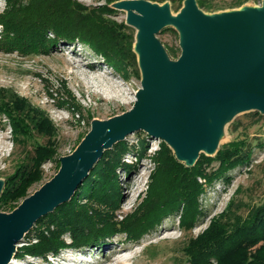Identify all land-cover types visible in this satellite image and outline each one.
<instances>
[{
    "label": "rangeland",
    "instance_id": "obj_1",
    "mask_svg": "<svg viewBox=\"0 0 264 264\" xmlns=\"http://www.w3.org/2000/svg\"><path fill=\"white\" fill-rule=\"evenodd\" d=\"M5 1L0 0V13L7 7ZM75 1L81 7H76L78 12L96 14L95 17H91L93 21L99 20L106 27L116 31L120 40L118 49H122V52L116 54L118 56L115 57L116 60H112L103 53L96 52L88 43L57 39L52 33L48 36L52 41L46 45V50L38 53L24 54L16 49L4 50L0 43V106L4 105L0 110V180L16 176L18 170L25 169V166L34 168L30 162L37 147L52 143L55 150L53 156L44 158L39 164L40 178L27 187L25 196L8 206H0V212L12 211L25 197L49 181L59 170V158L75 150L91 129L93 121L107 120L130 110L136 100V92L141 87V74L136 55L131 56L135 29L126 23L127 10L118 8L124 0ZM149 1L157 4L167 3L169 13L175 16L184 0ZM195 1L205 14L259 7L262 3V0H246L241 4L236 0ZM19 2L22 6L28 0ZM108 8H112L114 12L110 13ZM165 28L164 32L160 31L156 35L157 40L165 51L171 49L180 52L178 32L173 26ZM1 30L0 26V40L3 36ZM169 58L175 59L172 56ZM83 66L85 68H82ZM114 87L119 90L121 97L99 100L112 88L115 89ZM14 95L25 99L30 108H39L47 114L54 127L51 136L36 129L42 119L38 118L37 122L36 117L32 120L29 114L22 113L20 116L27 133L17 137L16 132L12 130L13 121L2 110L6 109L5 104L12 105L17 100ZM17 104L21 106L19 102ZM13 105L16 106L15 103ZM220 137L219 148L232 140L243 139L250 148L247 161L229 170L225 174L228 177L226 179H217L209 185L205 179H198L203 184L204 191L197 197L199 213L191 219L190 226L181 224L178 213H174L167 215L137 240L126 239L124 234L111 236L112 239L109 240L118 241L121 246H129L131 249L127 255L133 258L125 264H192L187 250L191 248L194 240L210 227L224 225L229 228L252 217L257 207L264 203V115L255 111L241 112L224 127ZM141 140H144V150L139 157L137 149ZM119 141L125 142L130 149L122 155L121 160L133 165L129 170L123 166L117 169L120 203L115 215L121 219L138 210L140 204L149 197L150 187L158 184L164 173L163 168L156 167L153 160L155 156L158 158L160 139L153 138L143 130H137L126 134ZM216 166L217 163L213 162L207 170ZM12 206L14 208L11 209ZM34 222L15 244V252L11 258L15 264L37 262L43 256L27 253L20 255L17 251L33 235V228L36 226ZM63 238L66 243L70 242L68 233H65ZM108 238L90 245H96ZM68 247L73 249L72 252L78 249ZM81 248L87 249L85 246ZM69 250L67 247L62 248L45 256ZM99 257L101 254L97 253L96 248L92 250V256H88L93 260ZM244 259L264 260V236L259 240L250 241L242 250L231 256L229 261L237 262ZM212 263L216 264L214 260Z\"/></svg>",
    "mask_w": 264,
    "mask_h": 264
},
{
    "label": "water",
    "instance_id": "obj_2",
    "mask_svg": "<svg viewBox=\"0 0 264 264\" xmlns=\"http://www.w3.org/2000/svg\"><path fill=\"white\" fill-rule=\"evenodd\" d=\"M118 8L127 10L126 23L135 29L132 51L141 74L136 100L120 115L93 121L75 150L59 158L49 181L12 211L0 212V264L33 222L69 200L103 151L126 134L143 130L192 166L201 153L216 154L224 127L237 114L264 115V0L216 14H205L195 0H184L175 16L167 3L149 0H124ZM167 26L179 35L173 60L156 38Z\"/></svg>",
    "mask_w": 264,
    "mask_h": 264
},
{
    "label": "trees",
    "instance_id": "obj_3",
    "mask_svg": "<svg viewBox=\"0 0 264 264\" xmlns=\"http://www.w3.org/2000/svg\"><path fill=\"white\" fill-rule=\"evenodd\" d=\"M19 1L21 0H6L7 7L0 13L3 32L0 43L4 50L16 49L24 54L45 51L46 45L52 41V38H48L52 33L57 39L88 43L96 52H101L112 60L118 57L117 53L121 54L116 31L99 20L93 21L91 17L96 14L78 12L76 7H81L75 0H28L22 6ZM236 1L241 4L246 0ZM107 10L114 12L112 8ZM165 30L166 28L162 32ZM131 52L134 57V52ZM178 52L179 50L171 49L168 51L175 58L178 57ZM14 96L17 100L12 105L15 103L16 106L5 104L6 109L2 110L13 121L12 130L17 137L27 133L20 116L22 113L29 114L32 120L36 117L37 122L42 119L36 129L51 136L54 127L47 114L39 108H30L25 99ZM17 101L21 104L20 107ZM3 106H0V110ZM143 143L144 140H141L139 148L135 147L139 157L144 150ZM159 144L158 158L155 156L153 160L156 167L163 168L164 175L158 184L150 187L149 197L140 204L137 211L121 219L115 215L120 203L117 169L120 166L127 170L133 167L121 160L122 155L130 149L125 142L118 141L111 149L103 151L100 159L68 201L59 204L34 222L36 226L33 228V235L18 248V254L45 256L68 246H88L117 234H124L126 239L137 240L167 215L174 213H178L181 224L190 226L191 219L199 213L197 197L204 191V186L198 179H205L207 185L220 178L226 179L228 177L225 174L246 162L250 154V148L243 139L232 140L223 144L214 156L201 153L194 165L185 166L175 159L163 140ZM36 149L30 162L34 168L25 166V169L18 170L16 176L5 179L0 193V206H8L25 196L27 187L40 178L39 164L55 152L52 143ZM213 162L217 163L216 168L207 170ZM65 233L70 237L69 243L63 238ZM262 236L264 203L257 207L252 217L229 228L224 225L210 227L191 243L187 253L192 264H213L212 260L216 264H264V260L260 259L229 261L246 244L259 240Z\"/></svg>",
    "mask_w": 264,
    "mask_h": 264
},
{
    "label": "bare ground",
    "instance_id": "obj_4",
    "mask_svg": "<svg viewBox=\"0 0 264 264\" xmlns=\"http://www.w3.org/2000/svg\"><path fill=\"white\" fill-rule=\"evenodd\" d=\"M85 66H83L82 68H85ZM111 93L114 94L110 95ZM119 97H121L119 90L116 88H112L104 98L100 97L99 100H113L116 98L118 99ZM109 239H112V237H109L107 240L96 245L93 244L85 246V248L87 249L78 248L76 252H72L73 249L67 247V250H70L65 253L59 252L50 256H42L41 259L37 262L29 261L25 264H125L127 261L133 258V256L127 255L131 250L129 249V246H121L120 244H118V241H111ZM15 248L16 245H14V250L5 264H15L11 259L13 253L15 252ZM95 248L97 249V253L101 254V257L95 258L94 260L88 258L89 255L92 256V250Z\"/></svg>",
    "mask_w": 264,
    "mask_h": 264
}]
</instances>
